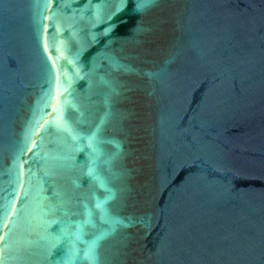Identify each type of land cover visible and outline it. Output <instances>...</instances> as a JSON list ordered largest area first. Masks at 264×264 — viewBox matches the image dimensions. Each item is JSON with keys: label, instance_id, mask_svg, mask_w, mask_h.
Returning a JSON list of instances; mask_svg holds the SVG:
<instances>
[{"label": "water", "instance_id": "obj_1", "mask_svg": "<svg viewBox=\"0 0 264 264\" xmlns=\"http://www.w3.org/2000/svg\"><path fill=\"white\" fill-rule=\"evenodd\" d=\"M0 264H264V0H0Z\"/></svg>", "mask_w": 264, "mask_h": 264}]
</instances>
